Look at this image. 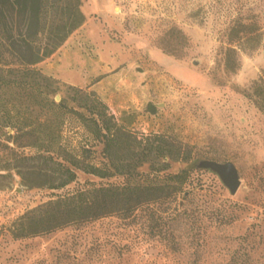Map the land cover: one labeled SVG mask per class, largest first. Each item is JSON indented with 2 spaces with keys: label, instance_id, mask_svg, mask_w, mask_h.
I'll use <instances>...</instances> for the list:
<instances>
[{
  "label": "rangeland",
  "instance_id": "rangeland-1",
  "mask_svg": "<svg viewBox=\"0 0 264 264\" xmlns=\"http://www.w3.org/2000/svg\"><path fill=\"white\" fill-rule=\"evenodd\" d=\"M81 1L87 27L37 67L64 88L95 91L139 135L164 133L187 145L190 159L171 162L169 171L187 168L189 177L170 204L14 238L16 219L56 193L122 177L76 169L74 181L50 189L26 184L43 177L26 173L24 182L16 169H0V264H264V108L248 95L264 81V0ZM237 19L257 29L237 44L239 66L229 71L223 50ZM172 27L185 37L166 35ZM167 40L179 45L180 58L163 51ZM63 142L80 153L93 140L71 120ZM100 150L93 142L89 159L99 163ZM202 158L235 164V194L216 172L196 166Z\"/></svg>",
  "mask_w": 264,
  "mask_h": 264
},
{
  "label": "trees",
  "instance_id": "trees-1",
  "mask_svg": "<svg viewBox=\"0 0 264 264\" xmlns=\"http://www.w3.org/2000/svg\"><path fill=\"white\" fill-rule=\"evenodd\" d=\"M81 5V0H0V169H16L24 182L26 173L43 177L44 182L26 184L50 189L74 181L76 169L99 178L118 175L122 180L56 193L16 219L11 227L14 238L111 214L126 218L144 206L170 204L189 177L187 168L169 171L171 162L190 159L187 145L164 133L139 135L117 122L95 91L64 88L37 67L85 22ZM256 29L255 22L241 19L230 25L223 50L227 70L238 68L237 44ZM165 34L185 37L176 27ZM168 41L161 44L163 51L180 58L179 45ZM248 95L263 109L264 81H255ZM71 120L101 144L99 163L89 159L93 142L82 145L80 153L64 144L63 131ZM145 164L147 170H142Z\"/></svg>",
  "mask_w": 264,
  "mask_h": 264
},
{
  "label": "water",
  "instance_id": "water-1",
  "mask_svg": "<svg viewBox=\"0 0 264 264\" xmlns=\"http://www.w3.org/2000/svg\"><path fill=\"white\" fill-rule=\"evenodd\" d=\"M56 100L59 99V95L55 96ZM198 168L210 169L216 172L222 182L227 186L231 194H235L239 185L240 178L238 170L235 164L228 160L220 162L213 159L202 158L196 163Z\"/></svg>",
  "mask_w": 264,
  "mask_h": 264
},
{
  "label": "crops",
  "instance_id": "crops-1",
  "mask_svg": "<svg viewBox=\"0 0 264 264\" xmlns=\"http://www.w3.org/2000/svg\"><path fill=\"white\" fill-rule=\"evenodd\" d=\"M87 23H88L87 21L84 22V23L82 24V27H87V25H88ZM78 29H79V27H78ZM67 41H69V38L66 40L65 43H67ZM65 43H64V44H65ZM104 50H105L104 48H100V49H99L100 52H104Z\"/></svg>",
  "mask_w": 264,
  "mask_h": 264
}]
</instances>
